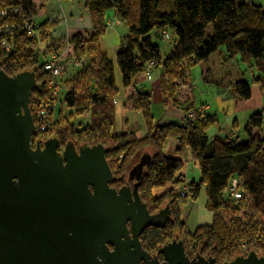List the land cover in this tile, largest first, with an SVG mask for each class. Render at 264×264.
Masks as SVG:
<instances>
[{"label":"trees","instance_id":"1","mask_svg":"<svg viewBox=\"0 0 264 264\" xmlns=\"http://www.w3.org/2000/svg\"><path fill=\"white\" fill-rule=\"evenodd\" d=\"M9 6H18L20 13L8 22L19 25L28 20L35 36L28 38L24 33H16L11 53L0 62V70L9 77L34 72L41 84L46 60L39 63L40 55L46 58L45 53L54 50L49 26L44 21L36 24L38 9L34 0H0V9ZM160 6L161 0L83 1L91 21V34L70 39V64L75 70L65 77L61 87L65 107L87 122L75 129L59 110L52 116L49 134L61 147L68 143L74 147L101 144L108 150L105 159L114 178L110 188L132 189L136 185V193L149 213L166 210L168 219L162 229H147L141 234L140 244L146 252L156 254L177 233L192 242L193 249L207 251L217 260L239 257L242 247L246 248L244 256L264 255V108L247 118L242 128L245 141L241 142L239 137L208 139L207 132L218 128V121L215 115L206 113L197 114L192 122L154 123L151 95L138 90L126 102L131 111L141 116L145 136L138 138L128 131L116 133L114 104L119 91L132 87V80L141 76L149 64L160 70L159 92L165 106L168 99L178 106L174 84L185 83L193 66L199 67L204 85L230 91L236 100L247 102L251 98L249 85L233 82L224 71L226 62L231 60L244 66L241 76L249 73L251 84L258 86L264 98V10L252 0H170L167 12H162ZM108 11H113L127 29L114 60H109L99 48ZM208 27L212 33L206 36ZM167 30L175 35L176 43L162 57L149 35L153 31L167 34ZM40 44L42 49L38 48ZM80 61L83 64L75 67ZM42 96L41 87L31 92L32 115L35 101ZM188 109L194 107L185 110ZM49 134L35 133L32 145L45 142ZM168 142L175 143L172 156L164 154ZM187 156L199 172V180L189 184L183 180ZM141 159L145 164L136 182L135 174L129 173ZM232 180H237L241 193L237 201L228 195ZM166 184L169 189L156 195ZM185 186L188 192L181 197ZM202 190L211 225L187 234L180 206L195 202Z\"/></svg>","mask_w":264,"mask_h":264},{"label":"water","instance_id":"2","mask_svg":"<svg viewBox=\"0 0 264 264\" xmlns=\"http://www.w3.org/2000/svg\"><path fill=\"white\" fill-rule=\"evenodd\" d=\"M39 88L34 72L9 77L0 70V264H159L139 237L158 227L160 212L149 214L136 185L110 188L106 148L77 152L68 143L60 154L55 138L32 147L29 103ZM144 164L129 173L136 182ZM161 253L163 264L185 262L179 244ZM228 264H264V257L248 253Z\"/></svg>","mask_w":264,"mask_h":264},{"label":"rangeland","instance_id":"3","mask_svg":"<svg viewBox=\"0 0 264 264\" xmlns=\"http://www.w3.org/2000/svg\"><path fill=\"white\" fill-rule=\"evenodd\" d=\"M253 3L261 5L264 10V0H252ZM169 4L170 0H161V6L160 10L162 12L169 11ZM109 12V11H108ZM42 17H38L35 19L36 24H39L42 19ZM112 23H108L107 27H111ZM164 33H167L168 40L162 39V33L153 31L149 37L151 39V42L158 46L161 52V56L164 57L168 55L169 51L172 49L174 44L176 43V37L172 33V31L167 30L164 31ZM212 30L210 27H208L205 31V35L209 36L211 35ZM62 49L58 52H55L56 54H65L64 52L67 51L68 48H70L69 45L65 46V44H61ZM39 49H42L43 46L40 44L38 45ZM60 48V47H59ZM71 53L68 55L72 57L73 47H71ZM58 50V49H57ZM53 51H50L47 54V57L42 58L40 55L39 63H41L42 60H47L49 55H51ZM71 59H68L63 64L66 67L65 69V77L68 78L71 76V74L74 72L72 68ZM244 66H242L240 63H237L236 60L227 61L224 67V71L231 75L233 82L238 81H247L248 83L251 82L250 75H247V72L241 76V73L244 70ZM153 68L150 71V79L149 80H140L139 83H145V89L148 91H152L153 84L152 80H156L157 73H152ZM63 79V80H64ZM38 83V82H37ZM159 83V82H158ZM157 83V87L155 88V93H157V98L155 99L154 96H151V108L150 113L153 117L154 123H180L184 121V114H187L186 112L193 110L186 108H189L191 105L195 108L203 109L201 113H205L207 111V105H200L199 103L202 101H205L210 106V110L207 112L208 114L216 115V119L218 121V128H213L207 132L208 139H212L214 135H218L221 137H225L229 134L230 131H237L243 134L242 128L243 123L245 122L246 118L248 117L247 113H254L251 112L252 104H254V98L252 99L253 103H249L248 106L246 104L244 105V102L239 103L237 106L234 105L232 101V97H234L231 93V95H228L225 98H221L220 94L224 92V90H221L219 88H216L214 86L204 85L200 79V71L198 66H193L189 70V78L185 83H180V89L177 91L175 90V97L176 102L178 106H174L173 103L168 99L167 104L170 105L169 109L171 108L170 112L172 114L178 113L180 116H169V109L168 106L164 105L162 103V99L160 101V96L158 97L159 93V85ZM39 84V83H38ZM132 88V87H131ZM133 89V88H132ZM135 92V91H134ZM134 92L128 93L126 90H120L118 95L116 96L114 100L115 104V131L116 133L121 132H133L136 134L138 138H142L145 136V129L143 126L142 118L138 113H135L130 110V104L126 102V99L133 95ZM151 93L150 95H152ZM64 98V90L61 87L60 92L56 98L57 107L55 110L58 112L61 110L62 116L67 124H70L74 126L75 129H80L84 126L86 119L76 117L73 112L70 109H67L63 103ZM195 99V105L193 103ZM209 101V102H208ZM264 103V99L262 101ZM211 103V104H209ZM127 104L129 105V110L124 111V106ZM125 106V108H126ZM204 106V107H203ZM251 109V110H250ZM182 117V118H181ZM127 127V128H126ZM128 127L132 129V131H129ZM51 132V131H50ZM243 136V135H242ZM240 141H245V139H240ZM175 148V143L168 142L164 148V154L168 156H172V152ZM183 180L185 184H189L192 182H197L199 180V172L197 169V166L191 161L189 156L185 159L184 164V170H183ZM169 189V184H166V186L156 192V195H160L164 193L166 190ZM182 191V189H181ZM180 214L185 222L184 224V230L187 234H193V232L196 230V228L201 226H209L212 222V217L209 211L205 209V192L202 190L195 202H188L186 205L180 206Z\"/></svg>","mask_w":264,"mask_h":264},{"label":"crops","instance_id":"4","mask_svg":"<svg viewBox=\"0 0 264 264\" xmlns=\"http://www.w3.org/2000/svg\"><path fill=\"white\" fill-rule=\"evenodd\" d=\"M83 1L84 0H34L35 7L38 9L37 17H42V21L46 22L49 26V39L51 41V44H53L54 52L60 51L62 48L61 44H70V39L76 35L80 36H86L91 34V21L89 18V15L86 10L83 8ZM112 23L111 27H106V31L104 35L101 37L99 42V48L102 54L106 55L109 60H114L115 54L120 48L121 40L127 35V29L126 27L118 21V19L115 17L113 11H109L107 13V20L106 24ZM70 48L67 49L66 52H64L66 55H69L71 53V47L72 45H69ZM60 47V48H59ZM158 47V46H157ZM53 49V48H52ZM58 49V50H57ZM159 49V47H158ZM160 51V49H159ZM69 53V54H68ZM161 54V52H160ZM157 73L156 80H152L153 88L152 91L146 90L145 83H137L134 88L131 87L125 89L128 93L134 92V91H143L147 93H153L151 96H154L155 99L157 98V93H155V88L157 87V83L159 82V76H160V70L159 69H153L152 73ZM249 75V73H247ZM117 85L119 86V79L116 78ZM249 85L250 92H251V98L249 101L244 102V105H249V103H253L251 108V112H259L264 108L263 97H261L259 88L256 85L251 84V82L244 81ZM159 85V83H158ZM159 91V90H158ZM228 95H231L230 91H224L222 94H220L221 98H225ZM160 96V92L158 93V97ZM255 99L252 102V99ZM234 105L237 106L239 103H242L238 100H236L234 97L231 98ZM161 101V96H160ZM209 102V101H208ZM195 105V99L193 101ZM200 105H207V112L210 110V106L205 101H202L199 103ZM211 104V103H209ZM126 106V105H125ZM124 106V111H128L129 105L127 104L126 108ZM168 109L170 105H168ZM171 108L169 109V116H180V114L175 113L172 114L170 112ZM248 117L253 113H247ZM213 115V114H208ZM216 116V115H215ZM173 117V116H171ZM247 117V118H248ZM246 118V120H247ZM245 120V122H246ZM181 122V120H180ZM245 122L243 123V126L245 125ZM127 128V127H126ZM129 131H132L130 127H128ZM229 138L239 137L240 139H243L244 137L239 132H233L230 131L227 135ZM212 138H222L221 136L214 135ZM181 211V209H180ZM182 219V217H181ZM183 220V219H182ZM185 224V223H184Z\"/></svg>","mask_w":264,"mask_h":264},{"label":"built area","instance_id":"5","mask_svg":"<svg viewBox=\"0 0 264 264\" xmlns=\"http://www.w3.org/2000/svg\"><path fill=\"white\" fill-rule=\"evenodd\" d=\"M19 13L20 8L18 6H9L0 9V62L7 58V56L11 53V41L16 33H24L28 38L35 36V30L28 20H23L19 25L10 24L11 22H8V20H12L13 18L17 17ZM162 39L168 40V35L163 34ZM71 58L72 57L66 54L58 55L56 53H52L44 63L42 71L44 77L40 84L43 96L35 101L34 112L32 115L33 122L36 127V133H50L51 119L57 107L56 98L60 92L62 81L66 72V67L63 63ZM82 64L83 63L80 61L74 66L80 67ZM151 69L152 64H149L141 76L132 80L131 86H135L141 79L143 81L149 80ZM174 85L176 91L180 89L178 88L180 87V84ZM202 111L203 109L195 108L186 112L187 114L183 115V117L185 116L184 121L192 122L196 115ZM49 135L51 136L53 134ZM187 192L188 187H183L182 191L180 192V196L183 197ZM228 195L235 201L241 198V193L238 190L237 180L231 181L230 187L228 189ZM182 222L184 221L182 220ZM244 253H246V248L242 247L240 255H243Z\"/></svg>","mask_w":264,"mask_h":264},{"label":"flooded vegetation","instance_id":"6","mask_svg":"<svg viewBox=\"0 0 264 264\" xmlns=\"http://www.w3.org/2000/svg\"><path fill=\"white\" fill-rule=\"evenodd\" d=\"M54 138V135H51L48 137V139ZM47 139V140H48ZM42 143L36 142L34 145H32L33 148H35L38 144L40 145V147H42ZM85 146V145H79L74 147L75 150L78 152L79 148ZM64 150V147L60 146L59 143V147H58V152L61 154ZM134 174V173H133ZM134 176V175H133ZM128 187V186H126ZM160 212V216L158 219V227H150L147 229H153V228H158V229H162L165 224L167 223V219H168V215L166 214V210L162 208V210H159L158 212L151 214L150 215H155L157 213ZM185 222H182V224L184 225ZM145 229V230H147ZM144 230V231H145ZM143 231V232H144ZM142 232V233H143ZM141 237V235H140ZM140 237H139V242H140ZM181 245L182 246V250H183V257L179 258L178 260H180L181 262H184L183 264L187 263V264H228L231 261H225V260H217L216 258H214L209 252L207 251H202V250H195L193 249V243L189 242V240L179 234H175L172 236V239L168 242V244L164 245L156 254H150L148 252H146L142 246L141 248L152 258H154L159 264H163L164 263V257L161 253V250L167 246L172 247L173 249L177 246V245ZM141 245V244H140ZM109 250H112L111 247H109ZM173 254H175V250H173ZM172 254V255H173ZM258 258H262L264 257L263 254H256ZM241 257H246L244 255H240ZM239 256V257H240ZM177 259H175L176 261ZM179 262V261H177Z\"/></svg>","mask_w":264,"mask_h":264}]
</instances>
